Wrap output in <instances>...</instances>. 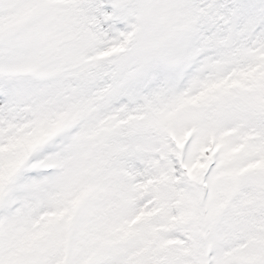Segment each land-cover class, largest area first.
Listing matches in <instances>:
<instances>
[{
    "label": "snow or ice",
    "instance_id": "snow-or-ice-1",
    "mask_svg": "<svg viewBox=\"0 0 264 264\" xmlns=\"http://www.w3.org/2000/svg\"><path fill=\"white\" fill-rule=\"evenodd\" d=\"M0 264H264V0H0Z\"/></svg>",
    "mask_w": 264,
    "mask_h": 264
}]
</instances>
